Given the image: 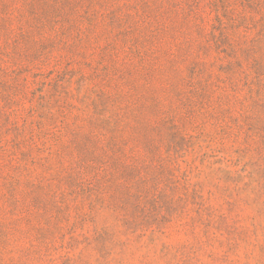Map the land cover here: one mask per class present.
Wrapping results in <instances>:
<instances>
[{"label": "rangeland", "instance_id": "374dc122", "mask_svg": "<svg viewBox=\"0 0 264 264\" xmlns=\"http://www.w3.org/2000/svg\"><path fill=\"white\" fill-rule=\"evenodd\" d=\"M0 264H264V0H0Z\"/></svg>", "mask_w": 264, "mask_h": 264}]
</instances>
